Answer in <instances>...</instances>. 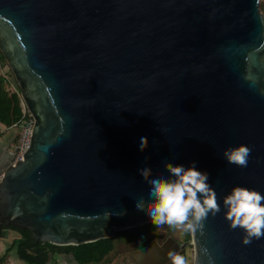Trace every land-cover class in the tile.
Segmentation results:
<instances>
[{
  "label": "water",
  "instance_id": "1",
  "mask_svg": "<svg viewBox=\"0 0 264 264\" xmlns=\"http://www.w3.org/2000/svg\"><path fill=\"white\" fill-rule=\"evenodd\" d=\"M0 54L33 119L21 157L0 153V238L13 226L79 245L149 223L140 170L195 162L221 211L188 242L151 238L131 260L170 264L190 245L191 264H264V237L242 243L222 203L237 185L264 194L258 0H0ZM238 144L251 148L244 168L222 155Z\"/></svg>",
  "mask_w": 264,
  "mask_h": 264
},
{
  "label": "clouds",
  "instance_id": "2",
  "mask_svg": "<svg viewBox=\"0 0 264 264\" xmlns=\"http://www.w3.org/2000/svg\"><path fill=\"white\" fill-rule=\"evenodd\" d=\"M147 146L142 137L140 150ZM224 159L237 167L248 165L251 148L238 144L222 150ZM168 177L152 178L149 168L141 169V175L148 181L150 202L141 198L137 208L146 211L151 223L157 227L167 225L182 234H192L202 230L203 222L209 214L215 216L221 211L217 193L208 183V174L197 170L195 162L189 167L165 162ZM223 216L229 228L243 231L242 243L264 237V194L245 186H233L222 197ZM170 264H189L188 258L178 250H169ZM194 259V258H193Z\"/></svg>",
  "mask_w": 264,
  "mask_h": 264
},
{
  "label": "trees",
  "instance_id": "3",
  "mask_svg": "<svg viewBox=\"0 0 264 264\" xmlns=\"http://www.w3.org/2000/svg\"><path fill=\"white\" fill-rule=\"evenodd\" d=\"M259 6L262 8L263 3L260 2ZM0 61L5 63L1 54ZM7 84V78L0 75V125L4 127L15 122L20 114L18 96L15 92L8 91ZM17 92H19L18 88ZM154 226L150 222L123 230L134 238H139L142 234H148L151 237ZM5 228L14 230L18 234V238L11 242L7 250L14 247L17 257L27 264H46L53 254L68 253H72V260L75 264H101L113 249L112 239L115 235L110 238L98 239L79 245H53L47 242H35L30 237V232L27 229L13 226ZM167 229L170 228L167 227Z\"/></svg>",
  "mask_w": 264,
  "mask_h": 264
},
{
  "label": "rangeland",
  "instance_id": "4",
  "mask_svg": "<svg viewBox=\"0 0 264 264\" xmlns=\"http://www.w3.org/2000/svg\"><path fill=\"white\" fill-rule=\"evenodd\" d=\"M262 2L263 6L262 8H260L259 3ZM258 8L259 11L261 12V14L264 16V0H258ZM0 75H3L7 78V80H9V84L11 85H7V89L11 92L13 89H16V84L12 78V75L10 74V71L6 65V63L0 61ZM14 131V129H9L5 135H8L9 132ZM16 129H15V135H16ZM3 129L0 128V133H3ZM5 135L0 136V142H2L3 144L7 145V141L8 138H5ZM15 137V136H14ZM14 140V138H13ZM11 140V142L13 141ZM10 145V144H9ZM9 147V146H8ZM150 223V222H149ZM167 225H164L163 227H157L154 226V229L152 230V234L154 236L158 235L160 238H164L168 233L171 234V236L173 238H175L177 241L181 242L184 241L188 242L189 241V234L187 237V234H182L178 231L173 230L172 228L167 229ZM15 234L16 232L11 231V234ZM114 237L112 239V245H113V249L112 251L106 256V260L103 261L101 264H133L131 257H130V253L142 246V244L148 242L150 240L151 237H149L148 234H142L139 238H134L129 236L128 233H126L124 230H120V231H116L114 233ZM2 239V238H0ZM17 239V238H16ZM15 240V239H10L7 238V241L9 244H11V242ZM5 241V240H2ZM15 251V248L12 247V251ZM185 253H186V257L189 260V264H191V256H192V249L191 246L188 245L185 248ZM9 255V253H8ZM66 255V254H64ZM0 264H5L4 262H0ZM75 264V263H74Z\"/></svg>",
  "mask_w": 264,
  "mask_h": 264
},
{
  "label": "crops",
  "instance_id": "5",
  "mask_svg": "<svg viewBox=\"0 0 264 264\" xmlns=\"http://www.w3.org/2000/svg\"><path fill=\"white\" fill-rule=\"evenodd\" d=\"M0 128L3 129V133H0V136H3L6 134V132L9 129L14 128H4L3 125H0ZM15 131V129H14ZM9 132L8 135H5V138H8L7 145L0 142V153L5 149V147L9 146L11 143V140H13L15 136V132ZM11 231L15 232L14 230L7 229L4 231L3 236L0 239V262H4L5 264H27L23 260L19 259L15 253V251H12V248L7 250L10 246V244L7 241V238L16 239L18 238L17 232L14 234H11ZM5 240V241H2ZM9 253V255H8ZM46 264H74V261L71 259L70 256H66L64 254H53L50 258V260Z\"/></svg>",
  "mask_w": 264,
  "mask_h": 264
},
{
  "label": "built area",
  "instance_id": "6",
  "mask_svg": "<svg viewBox=\"0 0 264 264\" xmlns=\"http://www.w3.org/2000/svg\"><path fill=\"white\" fill-rule=\"evenodd\" d=\"M8 80V86L9 84ZM9 91V90H8ZM11 92H15L18 96L19 100V107H20V114L18 119L4 128H14L16 129V135L14 140L10 143L9 149L13 153V160L19 159L23 152L27 149L29 145L30 135H31V128L33 125V119L29 112L27 111L24 103L22 102L21 98L19 97V92L16 89H13Z\"/></svg>",
  "mask_w": 264,
  "mask_h": 264
},
{
  "label": "flooded vegetation",
  "instance_id": "7",
  "mask_svg": "<svg viewBox=\"0 0 264 264\" xmlns=\"http://www.w3.org/2000/svg\"><path fill=\"white\" fill-rule=\"evenodd\" d=\"M167 235H170V236H171L170 233H168ZM171 237H172V236H171ZM151 238H156V239L158 240V242H161L165 237H164V238H160L158 235H155V234H154V236L152 235ZM151 238H150V239H151ZM172 238H173V237H172ZM173 239H175V238H173ZM175 240H176V239H175ZM176 241H177V240H176ZM184 242H185V240H184V241H181V242L177 241L178 244H180V243H184ZM144 244H145V243H144ZM142 245H143V244H142ZM187 246H188V245H187ZM187 246H186V247H187ZM186 247H185V248H186ZM132 263H133V264H136V263L133 262V261H132Z\"/></svg>",
  "mask_w": 264,
  "mask_h": 264
}]
</instances>
